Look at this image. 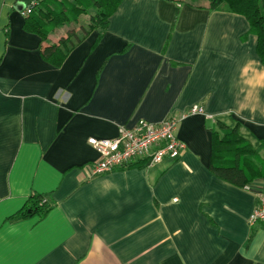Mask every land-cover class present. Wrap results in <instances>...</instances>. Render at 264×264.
I'll return each instance as SVG.
<instances>
[{
	"label": "crops",
	"instance_id": "crops-1",
	"mask_svg": "<svg viewBox=\"0 0 264 264\" xmlns=\"http://www.w3.org/2000/svg\"><path fill=\"white\" fill-rule=\"evenodd\" d=\"M37 1L0 0V264H264L254 192L209 169L212 132L236 128L264 192V64L245 17L209 0H122L105 31L73 23L79 40L47 53L61 35L24 26ZM170 115L179 158L91 175L88 138ZM33 196L49 210L25 217Z\"/></svg>",
	"mask_w": 264,
	"mask_h": 264
},
{
	"label": "trees",
	"instance_id": "trees-1",
	"mask_svg": "<svg viewBox=\"0 0 264 264\" xmlns=\"http://www.w3.org/2000/svg\"><path fill=\"white\" fill-rule=\"evenodd\" d=\"M122 0H40L30 6V12L25 17V28L45 40V36L53 28L63 24L77 21L80 15L93 12L90 16L88 28L80 27L81 35L97 30L103 32L108 26L109 18L116 11ZM211 8L224 6L227 10L245 17L249 24V33L256 36V54L264 64V0H209ZM56 45L45 48L49 53L60 46L70 47L79 37L72 31L67 32ZM73 37V38H72ZM213 159L210 171L220 179L234 186L244 188L246 185L259 178L262 169L256 166L255 149L250 142L245 140L236 128L221 129L213 132ZM223 152H229L228 162L219 161ZM248 155V156H247ZM145 161V160H144ZM146 163V161H145ZM132 164L126 168L131 167ZM125 168V169H126ZM40 196L29 199V205L21 214L27 216H43L49 210L48 206H39ZM258 224V223H257ZM256 225V224H255Z\"/></svg>",
	"mask_w": 264,
	"mask_h": 264
},
{
	"label": "built area",
	"instance_id": "built-area-1",
	"mask_svg": "<svg viewBox=\"0 0 264 264\" xmlns=\"http://www.w3.org/2000/svg\"><path fill=\"white\" fill-rule=\"evenodd\" d=\"M29 12L30 7L23 10L25 15ZM187 112L203 113L204 109L194 105ZM178 121L179 117L175 115H170L158 123L142 120L131 127L118 126V134L112 139L88 138V144L99 155L91 166V175L125 169L137 160H145L147 167H153L165 158L170 160L179 158L186 145L176 136ZM251 187L249 184L244 189L255 194L256 203L247 219L248 225L254 226L257 223H264V192ZM38 205H48L46 197H40Z\"/></svg>",
	"mask_w": 264,
	"mask_h": 264
},
{
	"label": "rangeland",
	"instance_id": "rangeland-1",
	"mask_svg": "<svg viewBox=\"0 0 264 264\" xmlns=\"http://www.w3.org/2000/svg\"><path fill=\"white\" fill-rule=\"evenodd\" d=\"M185 1V0H184ZM187 1V0H186ZM197 1V0H196ZM188 2V1H187ZM93 14V12H88L87 14H84V15H80L77 19V21L75 22H70V23H67V24H63V25H60L58 27H55L53 28L51 31H49L47 33V35L45 36V40L48 39V37L54 32L56 33L55 35L58 36V34L61 35V38L63 36H66L67 35V31L72 28V26H74L73 23H75L77 26H78V23H81L82 26H85L88 28L89 26V22H90V16ZM223 158L220 159L219 161L223 162V163H226L228 162V158H230V155H229V152H223ZM248 156V155H247ZM250 158L252 159H255L254 156L252 157V155L249 156Z\"/></svg>",
	"mask_w": 264,
	"mask_h": 264
},
{
	"label": "water",
	"instance_id": "water-1",
	"mask_svg": "<svg viewBox=\"0 0 264 264\" xmlns=\"http://www.w3.org/2000/svg\"><path fill=\"white\" fill-rule=\"evenodd\" d=\"M21 4H22V3H21ZM21 4H20L19 6L17 5V6H18L17 8H19V10H23V9H24V6L21 5Z\"/></svg>",
	"mask_w": 264,
	"mask_h": 264
}]
</instances>
